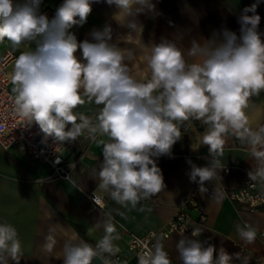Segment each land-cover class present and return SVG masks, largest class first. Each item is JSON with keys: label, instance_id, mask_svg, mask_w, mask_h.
Here are the masks:
<instances>
[{"label": "clouds", "instance_id": "obj_1", "mask_svg": "<svg viewBox=\"0 0 264 264\" xmlns=\"http://www.w3.org/2000/svg\"><path fill=\"white\" fill-rule=\"evenodd\" d=\"M97 2L63 0L49 18L40 11L42 0H0V42L7 40L13 49L35 45L21 52L11 73L14 108L26 125L37 124L45 140L51 137L60 143L76 141L85 132L93 141L107 137L99 139L103 160L94 178L99 181L97 189L124 208L135 209L165 188L156 160L172 156L173 146L182 138L180 126L191 118L206 126L201 145H207L212 156L205 167L188 161L190 181L199 184L201 194L208 191L206 182L221 178L224 168L219 157L229 133L250 148L255 165L249 180L264 183V126L250 127L245 111L250 99L264 92V33L258 31L257 14L261 0L243 9L239 36L225 28L209 39H192L186 54L193 62L174 40L142 42L138 16L155 12L153 0H105L118 9L113 19L128 30L127 41L144 52L150 73L146 79L131 73L126 60L132 58V50L113 42L110 24L93 29L90 40L78 41L70 31L86 23ZM133 33L140 38L134 39ZM85 97L102 105L95 117L76 111ZM100 199L95 196V203ZM55 225L45 239L48 253L56 245L51 234ZM94 227L104 232L94 246L70 237L57 259L62 264H93V258H99L108 264L105 254L119 252V232L110 215ZM203 231L193 227L190 237L179 239L181 264H232L234 257L239 259V254L217 251L198 239ZM237 233L247 244L257 235L247 224L238 225ZM22 256L16 227L0 221V264H20ZM139 264H171V260L158 239L140 256Z\"/></svg>", "mask_w": 264, "mask_h": 264}, {"label": "crops", "instance_id": "obj_2", "mask_svg": "<svg viewBox=\"0 0 264 264\" xmlns=\"http://www.w3.org/2000/svg\"><path fill=\"white\" fill-rule=\"evenodd\" d=\"M63 0H42L40 11L52 18L56 8ZM156 5L154 13L141 14L138 20L143 26L141 34L145 44L159 43L162 39L174 40L177 46L185 51L192 39H209L214 33L228 29L240 35L238 23L245 7L256 0H153ZM118 12L115 5L109 6L105 0L92 4V12L86 23L73 26L70 31L78 41L91 39L93 29H102L106 24L113 28V42L124 49L132 50V58L126 60L131 73L139 79L150 78L144 52L135 44L127 41L128 30L121 29L115 20ZM252 13H248L251 15ZM261 21L258 31L264 33V0L257 7ZM139 39V33H133ZM264 38V37H262ZM16 58L23 51L35 48L22 44L13 49ZM4 43L0 42V51ZM79 54V53H78ZM14 65V63H13ZM13 88V87H12ZM76 111L83 114H95L102 105L89 102ZM249 126H264V92L254 96L245 110ZM182 138L173 146L172 156H161L156 162L161 169L165 188L150 199L141 201L135 209L124 208L115 203L107 193L98 188L96 170L103 160L102 145L99 139L88 142L82 136L76 141L66 142L65 160L70 165L69 179L50 177L49 167L40 161L33 160L17 147L3 149L0 147V221L8 222L17 229L22 242L23 256L20 264H62L57 259L62 256V247L66 239L75 237L83 239L93 246L103 236V228L96 229V222H103L111 216L119 234L131 231L144 234L151 229L159 228L175 209L181 205L189 194L193 182L189 173V160L199 167L210 164L212 156L207 145H201L206 126L194 118L181 124ZM223 154L219 157L223 170L212 182H206V193L197 192V200L205 207L207 225L215 231L211 244L217 251L224 249L229 254H239L232 264H264V213L253 212L236 203H231L225 196V189L239 187L248 179V172L255 165L250 156V148L233 134L224 137ZM195 148V149H194ZM228 167V171L225 168ZM95 191L103 196V209L95 208L86 197V193ZM143 209V210H141ZM51 233L56 245L52 253L45 248V239ZM251 225L257 235L252 244H247L239 237L237 226ZM188 235L172 234L162 242L168 252L171 264H181L176 244L179 239ZM116 244L129 257L126 264H138L130 253L125 251L124 239ZM10 264H15L10 261Z\"/></svg>", "mask_w": 264, "mask_h": 264}, {"label": "built area", "instance_id": "obj_3", "mask_svg": "<svg viewBox=\"0 0 264 264\" xmlns=\"http://www.w3.org/2000/svg\"><path fill=\"white\" fill-rule=\"evenodd\" d=\"M3 43L4 47L0 51V147L3 149L17 147L25 151L31 159L45 163L49 167L50 177L67 180L70 174V165L64 157L67 143L56 142L51 137L45 140L44 134L37 124L26 125V121L15 111L11 73L16 55L6 40ZM86 116L95 117V114ZM82 137L88 142L93 141L86 132ZM225 170L228 171V167ZM198 191L199 184L193 183L189 194L183 199L181 205L159 228L148 230L141 235L131 231H122L119 235L120 239L125 241V251L130 253L139 264L140 256L151 249L158 239L162 243L172 234L190 237L193 227L203 229L204 231L198 239L211 244L215 231L207 225L205 207L196 197ZM95 196L101 197L97 204ZM225 196L231 203L241 205L249 211L264 213V183L250 181L248 177L243 185L226 188ZM86 197L93 207L103 209L104 198L102 195L95 191H89L86 193ZM105 259L108 264H126L130 257L119 247V252L115 255L105 254Z\"/></svg>", "mask_w": 264, "mask_h": 264}, {"label": "water", "instance_id": "obj_4", "mask_svg": "<svg viewBox=\"0 0 264 264\" xmlns=\"http://www.w3.org/2000/svg\"><path fill=\"white\" fill-rule=\"evenodd\" d=\"M101 260L99 258H93V264H101Z\"/></svg>", "mask_w": 264, "mask_h": 264}]
</instances>
